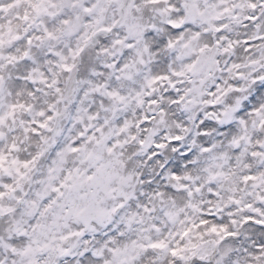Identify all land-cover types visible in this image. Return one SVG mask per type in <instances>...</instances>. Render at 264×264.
Masks as SVG:
<instances>
[{
  "label": "snow or ice",
  "instance_id": "obj_1",
  "mask_svg": "<svg viewBox=\"0 0 264 264\" xmlns=\"http://www.w3.org/2000/svg\"><path fill=\"white\" fill-rule=\"evenodd\" d=\"M0 264H264V0H0Z\"/></svg>",
  "mask_w": 264,
  "mask_h": 264
}]
</instances>
